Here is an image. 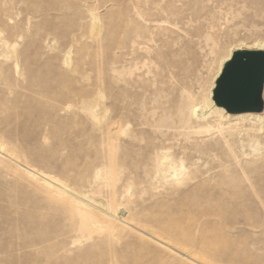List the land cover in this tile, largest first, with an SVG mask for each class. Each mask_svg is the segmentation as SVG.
<instances>
[{
    "label": "rangeland",
    "instance_id": "1",
    "mask_svg": "<svg viewBox=\"0 0 264 264\" xmlns=\"http://www.w3.org/2000/svg\"><path fill=\"white\" fill-rule=\"evenodd\" d=\"M258 40L264 0H0V264H264V111L212 101Z\"/></svg>",
    "mask_w": 264,
    "mask_h": 264
},
{
    "label": "water",
    "instance_id": "2",
    "mask_svg": "<svg viewBox=\"0 0 264 264\" xmlns=\"http://www.w3.org/2000/svg\"><path fill=\"white\" fill-rule=\"evenodd\" d=\"M263 92L264 50L239 49L224 62L212 101L228 115L261 114Z\"/></svg>",
    "mask_w": 264,
    "mask_h": 264
},
{
    "label": "bare ground",
    "instance_id": "3",
    "mask_svg": "<svg viewBox=\"0 0 264 264\" xmlns=\"http://www.w3.org/2000/svg\"><path fill=\"white\" fill-rule=\"evenodd\" d=\"M257 3V2H256ZM253 48L255 50H264V40H258L255 41V43L253 44ZM231 55V53H230ZM230 55H228L224 62L227 61L230 57ZM211 105V104H210ZM214 110L216 111V113H219L220 115H225V116H229L226 112L223 111V109L221 108H217L216 106H213ZM237 117L239 118V120H246L249 119L250 121H254V122H259L260 121V116L258 114H240L237 115ZM165 152V150H164ZM163 152V150L159 151L157 154H154V158L150 161L151 165H148L149 167L152 166V170L155 174H162V175H166L168 173L171 172H177V164L174 163V160H169L168 156ZM127 156V155H126ZM125 157V156H123ZM151 158V157H150ZM127 159V158H126ZM258 159V158H257ZM125 161V159H123ZM261 160V159H260ZM263 162V160H262ZM122 163H124L123 165L125 166V162L122 161ZM248 163V162H247ZM252 163V162H251ZM127 165V164H126ZM148 167V168H149ZM145 168V167H144ZM147 168V169H148ZM183 167L181 166V169L179 172H182ZM141 171V169H140ZM147 172V170H145ZM179 174V173H178ZM147 175V174H146ZM148 175H150L148 173ZM231 180V179H230ZM229 180V181H230ZM233 182V181H232ZM59 185V184H58ZM57 186V185H56ZM60 186V185H59ZM44 187L45 190L53 196V198H55L56 196H58V193L60 192V188H56L52 185H48L47 183H44Z\"/></svg>",
    "mask_w": 264,
    "mask_h": 264
}]
</instances>
